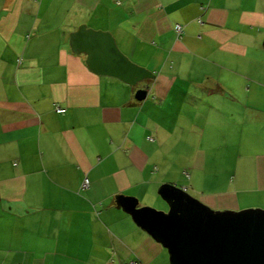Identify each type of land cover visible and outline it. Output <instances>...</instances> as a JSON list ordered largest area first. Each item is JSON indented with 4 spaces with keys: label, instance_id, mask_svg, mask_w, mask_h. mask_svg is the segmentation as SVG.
Returning <instances> with one entry per match:
<instances>
[{
    "label": "crops",
    "instance_id": "obj_1",
    "mask_svg": "<svg viewBox=\"0 0 264 264\" xmlns=\"http://www.w3.org/2000/svg\"><path fill=\"white\" fill-rule=\"evenodd\" d=\"M81 25L154 76L90 69ZM163 183L264 210V0H0V264H171L116 198Z\"/></svg>",
    "mask_w": 264,
    "mask_h": 264
},
{
    "label": "water",
    "instance_id": "obj_2",
    "mask_svg": "<svg viewBox=\"0 0 264 264\" xmlns=\"http://www.w3.org/2000/svg\"><path fill=\"white\" fill-rule=\"evenodd\" d=\"M74 52L86 54L90 69L130 84L154 74L123 54L107 31L85 25L70 34ZM147 95L138 88L135 97ZM168 210L138 206L137 198L118 195L117 205L131 214L168 251L171 264H264V210H214L183 187L163 183L158 188Z\"/></svg>",
    "mask_w": 264,
    "mask_h": 264
},
{
    "label": "built area",
    "instance_id": "obj_3",
    "mask_svg": "<svg viewBox=\"0 0 264 264\" xmlns=\"http://www.w3.org/2000/svg\"><path fill=\"white\" fill-rule=\"evenodd\" d=\"M175 30H176L177 33H180L181 30H182V29H181V26H180L179 24H177V25L175 26ZM55 109H56L57 112H63V111L65 110V108H61V107H59V106H55ZM149 138H150V137H149ZM150 139H151V138H150ZM87 184H88V180L85 179L84 182H83V185H84V186H87ZM12 264H19V263H12ZM127 264H137V261H136V260H132V261L128 262Z\"/></svg>",
    "mask_w": 264,
    "mask_h": 264
},
{
    "label": "rangeland",
    "instance_id": "obj_4",
    "mask_svg": "<svg viewBox=\"0 0 264 264\" xmlns=\"http://www.w3.org/2000/svg\"><path fill=\"white\" fill-rule=\"evenodd\" d=\"M160 202L158 203H155L154 205L153 204H141L143 206H150V207H153V208H156L158 210H168V204L166 201H164L161 196L159 198Z\"/></svg>",
    "mask_w": 264,
    "mask_h": 264
}]
</instances>
